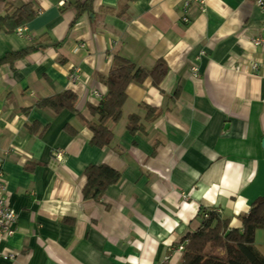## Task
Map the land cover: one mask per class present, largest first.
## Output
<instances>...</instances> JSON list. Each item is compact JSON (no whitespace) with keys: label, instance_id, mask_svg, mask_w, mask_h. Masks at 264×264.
Wrapping results in <instances>:
<instances>
[{"label":"crops","instance_id":"0c3cea01","mask_svg":"<svg viewBox=\"0 0 264 264\" xmlns=\"http://www.w3.org/2000/svg\"><path fill=\"white\" fill-rule=\"evenodd\" d=\"M9 1L36 14L22 34L0 31V58L29 50L0 64V179L18 214L0 264H180L201 207L242 229L264 196L256 0H206L205 12L195 2L183 10L185 0ZM115 54L148 69L163 59L168 72L157 87L151 77L129 83L120 120L108 121L112 142L99 147L87 121L98 119L90 106L107 95ZM66 89L76 111L39 104ZM148 107L159 112L152 121ZM91 164L121 173L100 200L84 196ZM255 246L264 256V229Z\"/></svg>","mask_w":264,"mask_h":264},{"label":"trees","instance_id":"16d2710c","mask_svg":"<svg viewBox=\"0 0 264 264\" xmlns=\"http://www.w3.org/2000/svg\"><path fill=\"white\" fill-rule=\"evenodd\" d=\"M35 14L36 11L30 3L14 6L9 0H0V31H14L31 21ZM28 51L26 49L8 52L0 58V64L21 57ZM167 72L168 67L163 59H159L151 69H148L137 65L126 56L115 54L113 65L105 78L107 95L96 106H90L92 114L98 115L97 121L93 119L87 121L93 132L91 143L104 147L112 142L113 131L109 128L108 121L120 120L123 103L127 98L125 90L131 81L142 82L151 77L157 87ZM76 101L77 94L66 89L45 98L39 104L49 106L56 112L64 108L76 111ZM158 114L157 108L148 107L146 119L152 121ZM139 121L138 115L130 116L128 128L132 133L142 128ZM84 171L87 178L84 196L96 200H100L107 187L121 177L120 171L106 164H91ZM251 204L249 212L241 216L242 229L230 227V218L222 216L220 212L201 207L198 217L202 224L188 234L185 242L181 244L184 248L180 264H264V256L255 246L257 229H264V196ZM220 248L226 250L222 255L217 253Z\"/></svg>","mask_w":264,"mask_h":264},{"label":"built area","instance_id":"2783aa9c","mask_svg":"<svg viewBox=\"0 0 264 264\" xmlns=\"http://www.w3.org/2000/svg\"><path fill=\"white\" fill-rule=\"evenodd\" d=\"M69 0H61L60 4L62 6L66 5ZM192 2H195L197 4H199L200 9L205 12L206 8H207V3L206 0H185L184 1V9L185 11H187L186 9H188L191 5ZM256 4L258 5L257 7H259L263 12H264V0H256ZM183 19L185 21H188V17L187 15L183 16ZM18 31L19 34L23 33V29L22 28H18L16 29ZM262 34L260 36H257L254 38V43L256 45H262L264 46V23L262 25ZM252 68H254L255 70H257L258 68V64L254 63ZM192 70H193V75L198 74V66L194 65L192 66ZM55 159L57 161H61L63 159V155L62 152H56L55 153ZM7 188H6V183L4 180L0 179V242L7 237L12 236L15 232L17 227V220H18V214L16 209L14 207H12L9 202L7 201ZM181 250H183V246L180 245L179 247ZM13 255H5V257H9Z\"/></svg>","mask_w":264,"mask_h":264},{"label":"water","instance_id":"95a60500","mask_svg":"<svg viewBox=\"0 0 264 264\" xmlns=\"http://www.w3.org/2000/svg\"><path fill=\"white\" fill-rule=\"evenodd\" d=\"M263 144H264V140H263Z\"/></svg>","mask_w":264,"mask_h":264}]
</instances>
